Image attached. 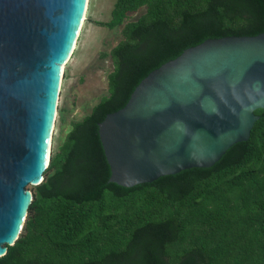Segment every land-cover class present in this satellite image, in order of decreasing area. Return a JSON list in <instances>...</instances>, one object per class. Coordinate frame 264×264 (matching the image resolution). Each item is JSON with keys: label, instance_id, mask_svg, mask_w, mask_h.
<instances>
[{"label": "trees", "instance_id": "16d2710c", "mask_svg": "<svg viewBox=\"0 0 264 264\" xmlns=\"http://www.w3.org/2000/svg\"><path fill=\"white\" fill-rule=\"evenodd\" d=\"M145 12L135 21L131 14ZM109 95L51 153L20 238L0 264H264V109L210 168L110 183L99 124L150 73L209 39L264 33V0H116Z\"/></svg>", "mask_w": 264, "mask_h": 264}, {"label": "water", "instance_id": "95a60500", "mask_svg": "<svg viewBox=\"0 0 264 264\" xmlns=\"http://www.w3.org/2000/svg\"><path fill=\"white\" fill-rule=\"evenodd\" d=\"M86 4L0 0V258L23 232L34 199L27 188L42 174L62 63ZM259 109H264V33L189 48L150 73L127 105L99 124L110 183L132 188L213 167L231 147L250 139Z\"/></svg>", "mask_w": 264, "mask_h": 264}, {"label": "rangeland", "instance_id": "374dc122", "mask_svg": "<svg viewBox=\"0 0 264 264\" xmlns=\"http://www.w3.org/2000/svg\"><path fill=\"white\" fill-rule=\"evenodd\" d=\"M116 0H89L84 24L74 54L64 70L53 130L52 148L57 151L74 123L82 121L92 109L109 95L108 77L113 71L109 54L122 40V27L109 30L99 23L109 22ZM145 10L131 14L137 20ZM36 186L27 189L34 192Z\"/></svg>", "mask_w": 264, "mask_h": 264}, {"label": "bare ground", "instance_id": "6f19581e", "mask_svg": "<svg viewBox=\"0 0 264 264\" xmlns=\"http://www.w3.org/2000/svg\"><path fill=\"white\" fill-rule=\"evenodd\" d=\"M88 4H89V0H87L86 10H85V14H84V19H85L86 11H87V8H88ZM84 19H83V23H82V25H81V27H80L79 33H78V35H77V38H76V40H75V42H74V44H73V46H72V49L70 50L69 54L67 55V57L65 58V60H64L63 63H62V65H63V70H65L66 65L68 64V62H70V60H71V58H72V56H73V54H74V51H75L76 46H77V40L79 39V36H80V33H81V29H82L83 24H84ZM62 83H63V80H62L61 85H60V90H61V88H62ZM59 92H60V91H59ZM59 97H60V94H59ZM58 99H59V98H58ZM56 118H57V113H56ZM56 118H55L54 125H53V127H52L51 136H50V140H49L48 150H47L46 159H45V162H44V166H43L42 174H41L39 180H38L36 183L33 184V185H35V186H37V185H39L40 183H42V180H43V178H44V173H45V171L47 170V169H45V168H46V166H48V163H49V161H50L51 148H52V138H53V135H52V134H53V130H54V127H55ZM44 169H45V170H44ZM43 171H44V172H43ZM18 234H19V233H18ZM18 234H17V235L12 239V241L10 242L11 245L14 244L16 238L18 237Z\"/></svg>", "mask_w": 264, "mask_h": 264}]
</instances>
